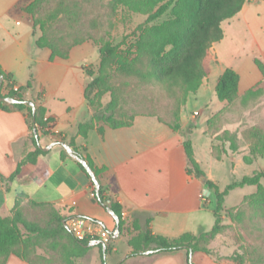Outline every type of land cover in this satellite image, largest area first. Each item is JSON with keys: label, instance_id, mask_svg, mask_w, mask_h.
Returning a JSON list of instances; mask_svg holds the SVG:
<instances>
[{"label": "crops", "instance_id": "0c3cea01", "mask_svg": "<svg viewBox=\"0 0 264 264\" xmlns=\"http://www.w3.org/2000/svg\"><path fill=\"white\" fill-rule=\"evenodd\" d=\"M22 1L0 0V65L12 75L16 85L24 87L22 96L25 100L36 99L45 108L47 116L53 117L50 131L39 137V146L43 149L52 142H60L56 139L63 137L62 142L68 145L71 142L72 146H69L72 149L76 148L91 160V169L104 194L116 201L124 212L121 230L115 237L112 236L115 221L96 199L90 175L66 150L64 153L60 144L43 149L46 153L39 155L35 163L23 164L11 181L13 190L24 193L35 202L51 203L65 219L70 215H80L99 222L113 241L105 255V264H119L122 260L121 264H188L185 250L156 256L127 257L132 251L127 240L136 233L134 220L143 214L151 216L150 227L154 234L169 239L186 232L198 235L211 230L214 225L211 218V213L214 216L212 197L201 177H195L186 170L184 140H190L194 158L206 180H211L222 189L213 175L203 168L197 152L196 127H189L186 131V122L182 119L181 129L174 130L157 116L147 114L135 115L128 124L117 126L95 121L85 98L89 82L85 66L92 62L91 53L97 49L92 43H82L72 46L65 58L52 57L50 48L36 45L37 35L30 21L27 19L20 26V20L13 17V12L18 11V4ZM262 1L247 0L230 19L242 17L252 34L245 12L251 4L258 5ZM227 26L236 35L234 24L229 22ZM224 39L225 31L223 38L208 49V72L212 70L213 63L219 75L227 67L234 69L239 74L238 91L242 93L261 75L256 66L247 67V63L239 60L240 52L234 42L227 46ZM251 47L254 48L253 57L264 59V49L253 34ZM7 104L9 109H0L2 176L11 174L22 156L34 149L29 139L26 113ZM81 123L87 124L85 135L78 129ZM202 130L210 139L209 152L214 159L221 160L213 155L214 138L208 132L207 122ZM204 191L209 195L206 202L200 198V193ZM216 243L213 241L207 245L210 252H192L191 260L196 264H237L216 254L213 251L217 248ZM89 247L79 261L91 264L94 258L102 264L99 247ZM220 254L227 255V252ZM5 264L29 263L10 255Z\"/></svg>", "mask_w": 264, "mask_h": 264}, {"label": "rangeland", "instance_id": "374dc122", "mask_svg": "<svg viewBox=\"0 0 264 264\" xmlns=\"http://www.w3.org/2000/svg\"><path fill=\"white\" fill-rule=\"evenodd\" d=\"M58 7L63 11L51 19L49 14ZM17 8L13 17L20 20V26L28 19L43 42L63 50L82 43H92L97 49L91 53L92 62L85 66L86 71L92 72L89 80L97 79L88 102L95 121L128 122L135 115L147 114L166 122L177 121L181 129L183 119L186 131L196 127L197 152L203 168L213 175L221 189L259 172L263 173L260 183L264 187V73L255 63L257 59L264 65V59L253 57L251 47L253 34L264 49V1L251 4L245 12L252 34L242 17L222 22L224 44L230 46L234 42L240 52L239 60L247 63V67L256 66L261 75L244 92L237 90L223 101L215 95L219 74L214 63L208 72V63L204 62L207 75L198 90L188 94L176 87L166 89L147 74L149 60L139 52L138 42L153 25L168 18L167 12L148 21L147 15L111 7L105 0H23ZM229 22L234 24L236 35L228 30ZM11 23L14 25V20ZM106 48L112 52L101 64V51ZM250 90L256 93L246 96ZM206 122L214 138L213 155L221 160L214 159L209 152L210 139L202 130ZM256 192L257 185L230 190L220 211L219 229L205 239L207 245L216 241L217 248L213 251L237 264H264V198L256 196ZM0 196V218L17 221L21 239L26 241V246L11 249L25 252L28 248L25 259L29 264H83L79 260L87 252L78 258H66L73 251L66 234L59 229L56 206L31 204L26 195L15 192L12 182L1 175ZM211 218L213 225L212 213ZM224 252L227 255L220 254ZM10 255L13 254L1 251L0 264H5ZM91 264L99 263L93 258Z\"/></svg>", "mask_w": 264, "mask_h": 264}, {"label": "trees", "instance_id": "16d2710c", "mask_svg": "<svg viewBox=\"0 0 264 264\" xmlns=\"http://www.w3.org/2000/svg\"><path fill=\"white\" fill-rule=\"evenodd\" d=\"M111 7H123L124 9L136 13L147 15V20L151 21L157 17L168 13L167 19L159 24L153 25L147 36L138 42V50L141 54L148 57L150 69L148 75L156 82L166 86V89L172 87L179 88L185 94L196 92L201 85L202 80L207 75L204 67V62L207 63L206 55L208 49L214 42L221 40L224 36L222 22L235 16L246 3L247 0H105ZM63 11L62 8H55L49 14L51 19ZM39 47H48L52 52V57L59 56L62 58L67 57L70 50L59 49L51 44L42 41V36L38 37L35 41ZM112 52V49H104L101 51L100 63L103 64L106 56ZM256 65L264 73V65L255 60ZM89 77L92 72L87 71ZM146 78V74H143ZM239 82V74L232 68L227 67L218 76L215 83V95L218 100L223 101L231 98L237 93ZM16 82L13 80L10 73L5 72L0 65V94L2 96H10L20 100L17 103L10 104L15 109L24 111L26 113L29 139L34 145V149L26 152L18 161L14 171L8 176H2L6 180L13 181L19 173L21 166L25 163H35L37 157L46 153L38 144L40 135L47 134L52 125L53 117L47 115L45 108L33 99L34 108L27 102H24L22 96L23 86H19L18 90L13 89ZM97 79L91 78L87 83L85 89V98L89 102V92L96 85ZM27 83L26 86H28ZM256 90H250L246 96L253 95ZM0 109H9L6 102L0 100ZM158 117V116H157ZM159 118V117H158ZM133 119V118H132ZM131 119V120H132ZM161 121L168 124L174 130L179 129L178 122H166L159 118ZM128 122H108L114 126L128 124ZM87 124L81 123L78 126L79 131L85 135ZM64 138H57L56 141H63ZM72 146V143H69ZM183 147L186 155V170L188 173L195 177H202L203 170L200 168L198 162L193 155V149L190 140L183 141ZM64 153H65V149ZM73 151L84 158L89 166L92 168L91 160L83 155L82 152L76 148ZM80 167L85 171L81 163ZM262 172L256 173L252 176H243L239 181H234L227 184L222 190L218 188L211 180L205 181V186L210 191L212 197L211 206L215 216V222L211 230L208 232H201L198 235L186 232L179 237L169 239L165 236L154 234L150 227L151 216L143 214L140 218L134 220L135 234L131 235L127 242L132 247V251L127 257L143 255L145 250L152 249V253L144 254L146 256H156L173 253L179 250H185L187 253L188 264H196L191 260L190 251H203L210 252V249L205 244L206 238H211L219 229V217L222 210L224 197L228 192L236 187L244 185H257L256 196L264 198V187L260 183ZM24 194V193H22ZM25 195V194H24ZM95 197L100 204L104 207L111 208L118 216L119 222L115 224L118 231L121 230L123 224V216L121 214V206L114 201L111 197L104 194L103 188L100 186L98 191L95 192ZM0 200L1 196H0ZM31 204L35 206L52 205L46 202H35L30 200ZM17 215H21L19 212ZM59 229L64 232L71 244L72 253L67 255V260L70 257H80L84 255L90 248L86 244L94 238L87 237L83 240L76 239L70 230L62 222L65 219L60 212ZM17 221L10 219L0 218V252L6 251V254H13L26 261L25 252L11 249V246L25 245V240L21 239V234L17 226ZM26 246V245H25ZM100 252V259L102 264H105V255L110 251L109 243L106 242V249L103 250L101 244H97ZM119 262V264H121Z\"/></svg>", "mask_w": 264, "mask_h": 264}, {"label": "built area", "instance_id": "2783aa9c", "mask_svg": "<svg viewBox=\"0 0 264 264\" xmlns=\"http://www.w3.org/2000/svg\"><path fill=\"white\" fill-rule=\"evenodd\" d=\"M14 90H18L19 86L14 84ZM196 113V112H195ZM47 115L44 119H47ZM200 198L202 201L206 202L209 198V195L206 194V191L200 193ZM124 215V212H121ZM65 225L70 230L72 235L78 239L83 240L87 237L94 239H101L110 244L111 235L110 233L97 221L89 219L80 215H70L65 219Z\"/></svg>", "mask_w": 264, "mask_h": 264}, {"label": "water", "instance_id": "95a60500", "mask_svg": "<svg viewBox=\"0 0 264 264\" xmlns=\"http://www.w3.org/2000/svg\"><path fill=\"white\" fill-rule=\"evenodd\" d=\"M0 100L3 101V102H6V103H9V104H14V103H17L19 102L20 100L16 99V98H13V97H10V96H2L0 94ZM24 102H27L29 103L33 108H34V103L31 101V100H24ZM53 144H60L66 151L67 153L72 156L73 158H75L79 163L82 164V166L84 167L85 171L90 175L93 183H94V186H95V191L97 192L98 189H99V182L93 172V170L91 169V167L89 166V164L87 163V161L84 159V158H81L80 156H78L74 151L73 149L65 142H52L51 144H49L48 146L44 147L43 149L46 150L48 148H50V146H52ZM202 181L205 182L206 180V177L205 176H202L201 177ZM206 191H208L206 189ZM106 210L112 215L114 221H115V224H118L119 222V218L118 216L114 213V211L109 208V207H106ZM65 225V220L62 221ZM66 226V225H65ZM118 233V227L116 226L114 228V230L112 231V236H116ZM97 244H101L102 245V248L103 250L106 249V244L103 240L101 239H92L91 241H89L86 246H91V245H97ZM154 250L152 249H148V250H145L143 253L144 254H149V253H152ZM192 255V252L190 251V256Z\"/></svg>", "mask_w": 264, "mask_h": 264}]
</instances>
